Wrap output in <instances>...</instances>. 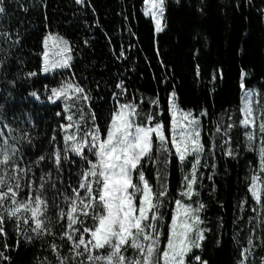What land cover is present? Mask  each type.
Masks as SVG:
<instances>
[{"label": "trees", "instance_id": "trees-1", "mask_svg": "<svg viewBox=\"0 0 264 264\" xmlns=\"http://www.w3.org/2000/svg\"><path fill=\"white\" fill-rule=\"evenodd\" d=\"M145 5L144 0H84L83 4L76 0H3L0 128L7 123L15 129L12 135L17 140L10 143L16 144L18 155L25 161L34 160L50 151L53 135L58 141L62 136L59 126L66 120L57 113L63 114V102L52 103L48 95L52 87L64 81L78 83L90 95L88 104L82 102L80 106L85 113L96 114L102 129L116 105L113 93H120L115 87L120 81L127 90L120 96L121 102L140 103L159 97L158 108L141 105V121L151 111L162 113L156 119L168 125V100L174 91L181 109L207 111L208 115L201 118L204 141L207 149L213 139L216 143L212 151L215 156L211 154L208 166L198 172V176L203 173V187L200 197H195L207 206L202 216L211 232L205 234L203 250L194 252L209 264H236L240 247L246 246L247 236L257 224L247 187L258 157L247 148L239 109L242 73H247L243 78L245 88L254 90L258 108L264 107V0H165L166 28L159 33L145 14ZM49 32L70 42L73 61L71 68L44 76L43 37ZM30 72L37 75L29 77ZM34 91L39 99L31 95ZM230 123L235 125L228 133L232 157L224 154L227 146H220L227 137L215 134L217 124L224 128ZM4 131L7 135V129ZM23 133L28 134L31 144L20 139ZM74 159L76 163L65 165V183L75 182L73 174L79 160ZM171 159L167 166L170 198L177 196L184 175L178 160L174 156ZM36 171L38 175L39 169ZM154 172L152 165L146 167L153 183ZM245 198L248 203L241 211L239 205ZM13 229V223L6 222L10 247L5 255L11 258V264H36L37 258L44 257L55 264V257L45 250L47 244L43 241L28 244L21 239L19 249L13 250L17 239ZM256 235H264V226L256 228ZM0 251H4L3 236ZM253 252L249 264H260L264 247L258 246Z\"/></svg>", "mask_w": 264, "mask_h": 264}, {"label": "snow or ice", "instance_id": "snow-or-ice-1", "mask_svg": "<svg viewBox=\"0 0 264 264\" xmlns=\"http://www.w3.org/2000/svg\"><path fill=\"white\" fill-rule=\"evenodd\" d=\"M76 3L83 4L84 0ZM144 3L148 6L145 14L154 20L156 32L162 31L165 0H144ZM4 11L0 6V14ZM71 53L66 38L49 32L43 37L42 72L69 68ZM27 75L33 77L37 73ZM245 76L247 73H242L240 87L245 89V94L239 109L242 114L239 124L245 129L248 150L258 157V164L248 178L247 192L254 201L251 211L256 213V228H261L264 226V107L257 115L258 94L245 88ZM115 87L120 93H113L116 105L103 129L96 114L85 113L80 106L82 102L87 105L91 99L82 86L64 81L52 87L48 100L63 102V114L57 115L66 123L59 126L60 140L53 135L50 151L34 160L25 161L18 155L16 144L10 143L17 140L12 135L15 129L7 123L0 128V236L4 237L0 261L11 264V258L5 255L10 247L5 224L11 222L17 237L13 250L19 249L21 239L28 244L43 241L47 244L45 250L55 257V264H209L194 252L203 250L205 234L211 232L202 216L207 206L202 200L193 199L200 197L203 187V173L198 176L199 169L208 166L201 163L206 144L200 119L208 115L207 111L194 115L191 110L181 109L173 91L168 100L167 126L156 119L162 113L149 111L141 121V105L158 108L159 97L140 103L121 102L120 96L127 90L123 81ZM31 95L39 99L35 91ZM233 127L230 123L224 128L217 124L215 128V134L227 137L220 146H227L224 154L228 157L234 156L228 136ZM20 139L32 142L27 133ZM215 147L213 139L208 149ZM172 156L181 166L189 157L193 159L182 177L177 196L170 198L167 166ZM74 158L79 160L78 170L73 174L75 182L65 183V165L76 163ZM148 165L155 168V183L146 175ZM215 167L213 164L212 168ZM247 203V198L241 201V211ZM169 205L171 211L166 219L163 209ZM256 228L250 230L246 246L240 247L236 264H249L253 249L264 247V235L257 236ZM36 264H53V261L37 258ZM260 264H264V257H260Z\"/></svg>", "mask_w": 264, "mask_h": 264}, {"label": "rangeland", "instance_id": "rangeland-1", "mask_svg": "<svg viewBox=\"0 0 264 264\" xmlns=\"http://www.w3.org/2000/svg\"><path fill=\"white\" fill-rule=\"evenodd\" d=\"M148 6L147 5H145V9H144V11H146V8H147ZM165 11V10H164ZM149 18H151L152 19V17L150 16V15H147ZM153 20V19H152ZM153 22H154V20H153ZM154 25H155V22H154ZM162 26H163V30L162 31H164L165 30V28H166V26H165V22H164V16H163V20H162ZM162 31H160V32H162ZM157 33H159V32H157ZM53 34H56V33H53ZM43 54V53H42ZM71 55H72V60H71V63H72V61H73V52L71 53ZM42 64H43V56H42ZM69 68H71V66L69 67ZM69 68H67V69H69ZM61 70H66V69H58V70H56V71H54V72H51V73H47V74H45V73H43L42 72V70H41V72H42V75H44V76H47V75H49V74H53V73H55V72H58V71H61ZM244 94H245V89H243V96H244ZM243 96H242V98H243ZM256 99L259 101V99H258V95H257V97H256ZM256 107H257V115H259V108H258V105H256ZM187 111V110H186ZM193 112V114L194 115H199V113H196V112H194V111H192ZM202 118V117H201ZM200 118V119H201ZM159 120H162L164 123H165V121L163 120V119H159ZM202 120V119H201ZM165 125H166V123H165ZM167 126V125H166ZM201 134H202V139H203V141H204V134H203V128H202V130H201ZM204 143H205V141H204ZM209 143V142H208ZM215 149V148H214ZM214 149H211V150H209V149H207V147H206V151H205V153H204V155L202 156V158H201V163H202V165H204V164H207L208 163V159H209V157L211 156V154L213 155V156H215L213 153H212V151L214 150ZM173 157V156H172ZM172 157H170V163H169V165H171V158ZM192 157H189L188 158V160L187 161H185V163H184V165L182 166V169L184 170V174H185V172H187L188 170H189V168H190V162L192 161ZM203 168H205V167H201L200 169H199V172L203 169ZM194 200L196 199L195 197L193 198ZM170 205L168 206V207H166L165 209H163V211L165 212V215H166V219H167V216H168V213H169V211H170Z\"/></svg>", "mask_w": 264, "mask_h": 264}]
</instances>
